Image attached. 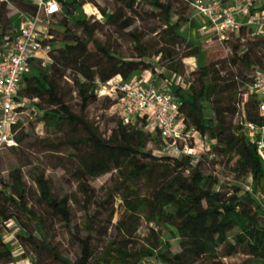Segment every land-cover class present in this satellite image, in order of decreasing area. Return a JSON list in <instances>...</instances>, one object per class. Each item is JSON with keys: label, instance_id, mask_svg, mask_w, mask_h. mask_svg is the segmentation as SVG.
I'll list each match as a JSON object with an SVG mask.
<instances>
[{"label": "trees", "instance_id": "trees-1", "mask_svg": "<svg viewBox=\"0 0 264 264\" xmlns=\"http://www.w3.org/2000/svg\"><path fill=\"white\" fill-rule=\"evenodd\" d=\"M12 1L19 12L30 15L36 12V5L29 1ZM117 1L121 8L111 11L98 8L103 23L123 32L138 16L135 6H147L157 22L153 35L148 37L136 28L127 31L134 52L124 57L95 38L99 21L76 19L73 25L81 37L64 14L59 20L64 28L60 38L63 45L49 50L51 60L45 67L37 62L31 64L17 96L23 104L19 111L29 108L27 102L36 101L41 112L38 119L61 131V137L47 144L55 152H67L74 165L71 175L83 191L86 212L95 201L87 186L89 178L114 172V190L107 192L105 200L97 201L95 212L87 213L81 235L72 223L68 198L54 195L43 170L32 166L27 171L45 210L58 217L75 239L78 247L75 260L60 254L51 244L44 212L29 205L26 183L19 169L10 172L8 182L0 179V225L14 220L23 228L25 233H17V238L22 247L28 245L36 255L35 264H141L152 257L164 264H227L224 258L237 253L264 264V206L255 197L264 196V163L241 123L242 120L264 126V113L259 111L255 96H247L243 107H239L241 95L256 71L264 70V36L248 37L246 26L236 34H229L228 37L246 41L233 45L234 56L228 62H211L192 71L191 74H196L194 83L186 79L182 61L200 53L198 43L182 30L189 22L193 25L190 0ZM58 2L61 11L72 14L77 6L91 1ZM128 11L133 13L132 17L126 15ZM8 12L6 2H0V44L16 35L10 29ZM50 41L55 43V37ZM90 45L96 53H91ZM236 63L242 68L236 70ZM143 70L153 75L169 71L181 78V83L175 84L170 92L180 102L182 122L193 127L202 139L214 141L208 152L202 151L192 158L186 154H166L161 147L154 154L146 149L147 142L152 139L163 146L164 141L146 130V117L140 119V124H132L124 123L118 116L108 134L102 133L88 118L87 107L100 96L96 91L98 82L104 83L114 76L127 80ZM244 71H253V75L247 78ZM66 75L79 98L77 112L59 88V80ZM105 98L114 104L113 99ZM205 103L210 105V116L204 113ZM18 127L19 120L14 128L16 142ZM221 163L231 164L232 177L218 173L216 166ZM236 180L242 186L233 185ZM116 194L125 214L113 225L115 236L96 246L94 241L98 239L94 232L101 233L100 225L95 227L98 213L107 202L113 204ZM29 221L35 222L36 233L28 227ZM141 221L149 225L148 233L144 241L137 242L134 236ZM170 237L178 238V251H171ZM40 255H48L49 263L41 262ZM0 264H14L13 251L1 235Z\"/></svg>", "mask_w": 264, "mask_h": 264}, {"label": "rangeland", "instance_id": "rangeland-1", "mask_svg": "<svg viewBox=\"0 0 264 264\" xmlns=\"http://www.w3.org/2000/svg\"><path fill=\"white\" fill-rule=\"evenodd\" d=\"M90 1L91 2H85L84 4L77 6V8L73 10L72 14H67L63 9L60 14L50 20L48 27L52 30V34L55 37V43H51L52 48L61 47L63 45L60 38L64 28L59 25V20L64 14L70 22V26L73 28L74 32L81 37V32L73 25V22L76 19L79 17H86L89 19L90 23L99 21L101 24H96L97 30L95 32V38L101 44L109 46L111 50L116 51V53L124 57L130 56L134 52L132 48L133 44L126 35L127 31L136 28L138 31L149 35L148 37L153 35L152 29L157 25V22L152 18L150 9L147 6H135L138 16L134 17L133 25L130 28L121 32L113 25L103 23L104 17L98 10V8H103L106 11H111L121 8V3L117 0ZM6 4L9 9L8 17L10 19V29L14 32L17 30L21 16L19 9L15 6L12 0H8ZM188 12H190V10H187V13ZM126 15L132 17L133 13L128 11ZM191 28V26L189 29L183 27V33L188 38L198 43L200 46V53L194 57L184 58L182 61L185 66L186 79L194 83L196 74H191L192 71H197L199 67L207 65L211 62H228L229 59L234 56L233 45L236 43H240L242 45L246 41V38L237 40L233 36L228 37L226 41H219L214 35H210V30L200 28V32L206 31L207 35H205L203 33L197 34V32L191 33ZM188 30L190 31L189 34ZM247 36L255 38V36H251L249 33H247ZM89 49L91 53H96V49L93 45H90ZM234 68L238 70L241 69L242 66L239 63H236ZM244 75H246L247 78H250L253 75V71H244ZM59 88L67 103L71 106L74 112H77L79 98L74 90L72 81L67 75L63 79L59 80ZM105 97L108 96H98L97 101L87 107L86 113L88 118L99 127V130L102 133L108 134L110 129L115 126L118 116L115 113V108L112 107L113 105L108 103ZM27 104V107L29 108L20 111L19 113V127L16 133V137L19 139L17 140V145L12 149H0V179L4 182H8L10 172L13 169H19L22 172L23 180L26 183L27 195L29 199L28 203L29 205H33L38 212H44L46 227L51 231V244L56 247L60 254L70 258L71 260H75L78 253V247L75 239L58 217H53L45 210L44 204L40 202L39 190L27 171L32 166H36L43 170L45 176L51 182L54 195L59 197L66 196L68 198L72 223L76 225L81 235L84 233L83 224L88 216L87 213L95 212L98 206L97 201L101 199L105 200L107 198V192L114 190L116 184V181L113 178L114 172H108L99 177L89 178L87 180L89 192L94 197L93 199L95 201H92L89 205L88 212H86L85 205L83 204V191L78 181L71 175V169L74 165H72L70 160L67 158V152H55L51 150V147L47 144L56 141L59 137H61V131L50 128L38 119L39 115H41L39 103L31 101L27 102ZM204 113L207 116L212 114L208 103L204 104ZM64 128L66 130L69 129L68 126H65ZM161 147L160 143L155 142L152 139H150L146 144V149L151 150L154 154H158ZM209 148H207V150H209ZM207 150H205V152H208ZM201 151H203V146ZM216 170L220 175L230 174L231 164L226 165L225 163H221L216 166ZM209 172L210 169L207 170V173ZM233 185L242 186V184L237 180L234 181ZM223 190L226 189L223 187ZM14 191L17 192L18 190L15 189ZM255 197L261 205L264 206V196L259 194ZM124 214L121 200L116 194L113 204L112 202H107L105 209L98 213V223L95 227L97 228L98 225H100L101 233L95 234L94 232L95 239H98V241H94V245L97 246L100 242H102V240L115 236L116 231L114 230L113 225ZM28 227L33 233H36L34 221H29ZM148 227L149 225L144 221L140 222L135 232V241L142 242L145 240L148 233ZM17 233H25V231H23V228L14 220L8 221L5 225H0V235L2 236L3 241H5L13 251L14 264H35L36 255L31 252V248L28 245L22 247L19 244ZM36 235L39 236V234ZM162 235L164 237L167 236L164 232H162ZM168 239L171 243V251H178V238L170 237ZM22 255H24V258H22ZM39 260L41 262L45 261L46 263H49L48 255H40ZM224 261L227 264H260L258 260L241 253L225 257ZM141 264L164 263L158 258L152 257L145 260L144 263Z\"/></svg>", "mask_w": 264, "mask_h": 264}, {"label": "built area", "instance_id": "built-area-1", "mask_svg": "<svg viewBox=\"0 0 264 264\" xmlns=\"http://www.w3.org/2000/svg\"><path fill=\"white\" fill-rule=\"evenodd\" d=\"M29 2L36 5V12L32 15L20 12L21 23L16 35L0 44V149L17 145L14 128L23 105L17 100L21 82L33 62L42 67L50 62L53 35L48 24L54 15L61 13L58 0ZM189 4L192 23L198 19L200 28L210 30V35L219 41L238 33L243 26L251 36H264V0H190ZM186 26H190V22ZM200 33L207 35L206 31ZM170 73L180 79L175 84L181 83L177 74ZM96 91L114 100L112 107L124 123L140 124V119L146 117V130L164 141L162 152L192 158L202 152L203 139L193 127L182 122L180 102L171 94V88H159L153 83L143 87L137 77L122 80L114 76L104 83L98 82ZM247 96H255L259 111L264 113V70L256 71L253 81L247 85L241 95L240 108ZM241 123L264 163V126L242 120Z\"/></svg>", "mask_w": 264, "mask_h": 264}, {"label": "crops", "instance_id": "crops-1", "mask_svg": "<svg viewBox=\"0 0 264 264\" xmlns=\"http://www.w3.org/2000/svg\"><path fill=\"white\" fill-rule=\"evenodd\" d=\"M20 23H21V20H20ZM20 23L18 24L17 30L20 26ZM200 25L201 24H200L199 20L195 19L193 22V25L191 26L192 28L190 29V30H192L191 33L197 32V34H201L200 30H199ZM185 27L188 29L190 28V26H185ZM17 30H16V33H17ZM189 33H190V31L188 30V34ZM133 77H137L138 79H140L141 85L143 87L147 86L150 83H153V84L157 85L159 88L165 87L168 89H170L173 85H175L176 82H178L180 80V79H177L176 77L173 78L172 74L169 71H164L163 75H161L159 73L153 75L149 71L143 70V71H138L137 73H135L133 75ZM211 143H213L212 140L207 141V140L203 139V142H202L203 151L207 150V148L210 147Z\"/></svg>", "mask_w": 264, "mask_h": 264}]
</instances>
